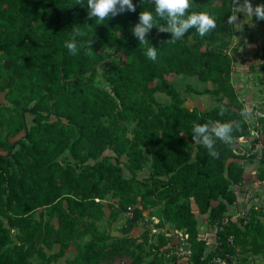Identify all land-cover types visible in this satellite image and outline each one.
Masks as SVG:
<instances>
[{"label": "trees", "instance_id": "1", "mask_svg": "<svg viewBox=\"0 0 264 264\" xmlns=\"http://www.w3.org/2000/svg\"><path fill=\"white\" fill-rule=\"evenodd\" d=\"M133 4L135 13L100 22L88 17L87 0L84 5L77 0H0L6 98L17 114L16 133H24L2 146L6 154L0 155V264L57 263L73 241L85 238L68 264H106L124 257L131 264H165L164 234L154 236L146 229L139 238L112 236V222L131 207L124 234L157 207L158 228L171 225L189 233L190 264L215 259L233 264L235 257L238 264H248L250 257L264 258V206L252 205L246 218L228 213L238 199L233 187L245 180L239 141L250 133L231 82L232 54H240L233 45L234 22L228 19L240 12L233 0H192L188 14L211 15L215 31L200 37L190 29L172 43L170 33L154 27L148 43L140 45L132 29L141 12L155 15L154 4ZM156 21L157 27H166L165 20ZM74 37L77 55L64 46ZM152 45L158 48L156 62L145 55ZM105 61L109 66L101 76L107 86H98L97 67ZM178 75L214 84L202 92L187 90L218 96L216 104L207 111L185 106L171 81ZM156 93L167 94L170 103L161 104ZM221 106L227 109L224 115ZM27 113L33 116L30 127ZM259 120L264 122L258 118L256 130ZM209 122L242 129L233 133L231 145L216 141L218 159L192 140L193 126ZM66 153L70 161L60 160ZM144 169L148 177L138 180ZM107 195L116 202L108 205L104 221ZM198 215L216 226L210 251L200 236Z\"/></svg>", "mask_w": 264, "mask_h": 264}, {"label": "rangeland", "instance_id": "2", "mask_svg": "<svg viewBox=\"0 0 264 264\" xmlns=\"http://www.w3.org/2000/svg\"><path fill=\"white\" fill-rule=\"evenodd\" d=\"M257 0H251L253 7H255ZM243 2V0H241ZM235 8L240 12L238 20L234 22V40L233 45H238L239 56L232 54V74L231 82L234 86L235 92L238 99L251 110V115L247 118L249 123V129L254 130L258 118L263 117L264 119V21H259L255 16L242 10V8L233 0ZM66 19L65 14L63 20ZM6 56L0 53V146H7L9 143H14L16 140L22 138L24 133L17 134V121L14 112L10 111L13 106L7 101L6 93L8 88L6 87V78L4 74V64ZM109 63L107 61L101 63L98 69V76L96 84L98 86H107L103 83L101 74L108 68ZM176 89L180 92L184 105L187 107H196L201 111H207L211 109L217 102L218 96L211 94H193L187 87H190L198 92H202L206 89H214L216 86L211 82L202 81L198 77L194 76H171ZM221 96V94H220ZM155 98L161 104L170 103V97L165 93H156ZM9 108V109H8ZM26 124L28 127L33 125V116L29 113L25 114ZM260 123V130L258 128V134L251 133L239 141L242 151L240 155L243 159L240 161L243 163L245 170V180L241 186H234L233 189L237 193L238 199L237 204L234 207H229L228 213L233 218H241L237 216L239 212H245L248 215V211L251 206L259 207L264 206V122ZM128 128L130 131L134 128V123L129 122ZM131 137V134H129ZM3 150L6 152L5 148ZM67 153L60 157V160L66 159ZM149 175L148 169L139 171L137 174L138 180H143ZM125 176L129 177V173L125 171ZM104 202L105 217L104 221H108L110 210L107 208L114 201L110 195H107ZM249 201V202H248ZM157 207L151 208L150 213L147 211L145 218L137 222L131 231L124 234L127 221L130 216L128 212H122L118 218L111 224V234L114 237L124 238L126 236H132L139 238L143 232L149 230V224L146 229L144 220L148 218L147 223L151 222L152 218L159 220L156 215L158 210ZM152 211V213H151ZM174 227L168 225L167 232H170ZM198 228L200 236L207 242V251H210L216 242V226H211L208 223L206 215H198ZM166 229V228H164ZM158 235V234H155ZM154 235V236H155ZM167 255L165 264H190L188 260L179 258L172 251V238H167ZM88 238L83 240H77L72 242V249L67 251L68 256L66 257V264L73 259L76 254V248L79 245L85 244ZM58 250V246H55L54 252ZM146 253L149 252V247H146ZM71 254H70V253ZM51 253V252H48ZM169 253V254H168ZM150 255L146 257L149 260ZM239 258V257H235ZM234 258L233 264H238V260ZM263 257H250L248 258V264H263ZM33 264H36V259L32 260ZM106 264H131V258L124 257L119 258L113 262ZM212 264H228L223 261L216 263L215 260Z\"/></svg>", "mask_w": 264, "mask_h": 264}, {"label": "clouds", "instance_id": "3", "mask_svg": "<svg viewBox=\"0 0 264 264\" xmlns=\"http://www.w3.org/2000/svg\"><path fill=\"white\" fill-rule=\"evenodd\" d=\"M243 11L249 13L259 21H264V4L253 7L251 0H235ZM155 15L151 11H143L139 14V22L133 27V36L138 39L140 45H146L151 30L155 27L161 32L171 34L169 42L175 43L183 39L190 29H195L200 37H204L217 28V21L209 14L200 12L189 13L192 7V0H152ZM78 5H84V0H77ZM88 17L100 22L108 20L125 12H136V5L133 0H87ZM166 21V27H157L156 18ZM238 20L237 17H229L231 24ZM77 35L84 36V32H77ZM72 41L65 42V48L72 55L78 54V45ZM93 41L88 42V47L92 48ZM83 46V45H82ZM155 46L148 47L145 55L153 62L158 59V52ZM227 109L220 107V115H224ZM251 115V110L247 105L241 111V116L247 118ZM242 131L239 124L233 126L232 123L209 122L205 124H195L193 126L192 140L197 144H203L208 149L209 155L219 158V152L215 150L216 141L219 140L226 145L234 143L233 133Z\"/></svg>", "mask_w": 264, "mask_h": 264}, {"label": "built area", "instance_id": "4", "mask_svg": "<svg viewBox=\"0 0 264 264\" xmlns=\"http://www.w3.org/2000/svg\"><path fill=\"white\" fill-rule=\"evenodd\" d=\"M261 117V116H260ZM258 127V123H256V126ZM251 133H255L258 134V130L254 129H250V133L249 136L251 135ZM131 212H132V207L129 208V212L128 215L131 217ZM237 216H241V218H246V214L245 212H239ZM148 218H146L144 220L143 225L145 224L146 226L144 227V229L147 228L148 224H149V234H159L162 233L164 234V236L166 238H172V249H173V253L176 254L177 257L185 259L190 261L191 255H192V245H191V241H190V237H189V233L185 230V229H171L170 232H167V229L164 228H158V224H159V220L152 218L151 222L147 223ZM167 247V246H166ZM169 254V253H168ZM167 255V254H166ZM225 260L223 259H215L216 263H221ZM226 262V261H225Z\"/></svg>", "mask_w": 264, "mask_h": 264}, {"label": "crops", "instance_id": "5", "mask_svg": "<svg viewBox=\"0 0 264 264\" xmlns=\"http://www.w3.org/2000/svg\"><path fill=\"white\" fill-rule=\"evenodd\" d=\"M26 120V119H25ZM4 147L0 146V155H5L6 152L3 150ZM249 202V201H248ZM72 249V244H71V247H70V250ZM69 250V251H70ZM70 253V252H69ZM71 254V253H70ZM68 256V254L66 253L65 257H63L62 259H60L57 263H52V264H66V257Z\"/></svg>", "mask_w": 264, "mask_h": 264}]
</instances>
